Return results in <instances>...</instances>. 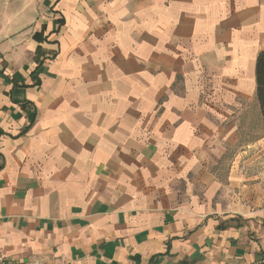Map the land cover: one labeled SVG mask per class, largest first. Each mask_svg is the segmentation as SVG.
<instances>
[{
	"label": "crops",
	"instance_id": "obj_1",
	"mask_svg": "<svg viewBox=\"0 0 264 264\" xmlns=\"http://www.w3.org/2000/svg\"><path fill=\"white\" fill-rule=\"evenodd\" d=\"M263 51L264 0H0L4 264H264Z\"/></svg>",
	"mask_w": 264,
	"mask_h": 264
},
{
	"label": "rangeland",
	"instance_id": "obj_2",
	"mask_svg": "<svg viewBox=\"0 0 264 264\" xmlns=\"http://www.w3.org/2000/svg\"><path fill=\"white\" fill-rule=\"evenodd\" d=\"M255 106L258 109L257 102L256 105L247 106L251 116L242 118L240 142L226 149L228 155L224 163L229 168H238L245 179L244 183L261 185L264 189V126Z\"/></svg>",
	"mask_w": 264,
	"mask_h": 264
},
{
	"label": "trees",
	"instance_id": "obj_3",
	"mask_svg": "<svg viewBox=\"0 0 264 264\" xmlns=\"http://www.w3.org/2000/svg\"><path fill=\"white\" fill-rule=\"evenodd\" d=\"M257 68H256V79H257V100L259 104V109L264 121V51L258 55L257 58Z\"/></svg>",
	"mask_w": 264,
	"mask_h": 264
},
{
	"label": "built area",
	"instance_id": "obj_4",
	"mask_svg": "<svg viewBox=\"0 0 264 264\" xmlns=\"http://www.w3.org/2000/svg\"><path fill=\"white\" fill-rule=\"evenodd\" d=\"M0 264H4V256L0 254Z\"/></svg>",
	"mask_w": 264,
	"mask_h": 264
}]
</instances>
